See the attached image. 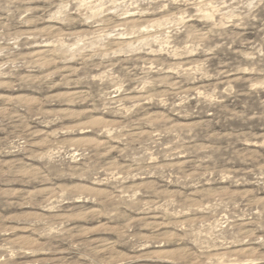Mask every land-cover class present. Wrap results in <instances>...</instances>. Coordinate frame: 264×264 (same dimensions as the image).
<instances>
[{"label":"rangeland","instance_id":"374dc122","mask_svg":"<svg viewBox=\"0 0 264 264\" xmlns=\"http://www.w3.org/2000/svg\"><path fill=\"white\" fill-rule=\"evenodd\" d=\"M248 2L256 19L229 0H0V235L17 264L264 253V5ZM125 111L163 154L121 180L123 144L89 150Z\"/></svg>","mask_w":264,"mask_h":264},{"label":"clouds","instance_id":"9594fccd","mask_svg":"<svg viewBox=\"0 0 264 264\" xmlns=\"http://www.w3.org/2000/svg\"><path fill=\"white\" fill-rule=\"evenodd\" d=\"M185 7L192 8L194 7V0H181ZM252 6H256V0H251ZM260 5H264V0H259ZM220 7H228L231 9H237L241 15L248 17L250 19H256L250 11H246L250 7L248 0H240L239 3H234L233 0H229L227 5L221 4ZM121 117H125L126 120L117 125H109L111 131L108 132L105 139H103L99 144L94 145L93 149L89 151L92 152V155L96 158L103 157L106 153L113 151V142L118 141L120 144L124 145V149L121 150L117 145L115 151L119 154L121 158L132 159L134 168L136 169L133 172L132 169L127 167L120 168L121 172L126 173L120 179H129L134 175H140L144 172V169L140 165L149 162L150 153L147 151L148 147H151L153 152H156L157 155L163 154V146L157 147L159 141L153 140L152 137L156 136V133H145L139 130L133 131V129H139L140 123L138 120H134L127 111L120 113ZM142 137H147V140L142 141ZM139 143L140 147L136 148L135 145ZM170 147V146H169ZM137 153H139L137 155ZM84 154V153H82ZM48 234V233H46ZM121 243L131 244L133 248L141 247L137 244L134 237L126 236L122 241H117V246ZM127 250V249H126ZM24 251L16 241L7 240L2 235H0V264H17V258ZM39 251V249H37ZM83 258L78 261V264H89L90 258L95 254L92 250L87 247L82 250ZM93 264H99L98 260H93ZM130 264H136V257L133 255L130 258ZM252 264H264V253H262L256 260L252 261Z\"/></svg>","mask_w":264,"mask_h":264}]
</instances>
